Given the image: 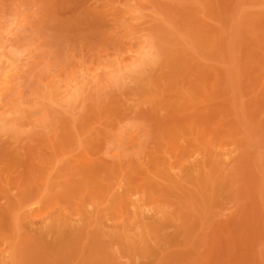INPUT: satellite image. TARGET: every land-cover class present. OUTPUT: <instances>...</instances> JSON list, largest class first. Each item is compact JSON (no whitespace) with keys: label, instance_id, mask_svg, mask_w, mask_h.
I'll return each mask as SVG.
<instances>
[{"label":"rangeland","instance_id":"374dc122","mask_svg":"<svg viewBox=\"0 0 264 264\" xmlns=\"http://www.w3.org/2000/svg\"><path fill=\"white\" fill-rule=\"evenodd\" d=\"M0 44V264H264V0H0Z\"/></svg>","mask_w":264,"mask_h":264},{"label":"bare ground","instance_id":"6f19581e","mask_svg":"<svg viewBox=\"0 0 264 264\" xmlns=\"http://www.w3.org/2000/svg\"><path fill=\"white\" fill-rule=\"evenodd\" d=\"M1 45H2V44H0V46H1ZM136 54H137V53H136ZM7 57H8V56H7ZM123 57H124V56H123ZM7 59H9V58H7ZM132 60H133V59H132ZM122 62H123V61H122ZM117 65H118V64H117ZM123 65H125V64L123 63ZM0 69H1V68H0ZM5 70H6V69H4V71H5ZM0 73H1V72H0ZM5 73L7 74L6 71H5ZM2 74H3V73H1V75H2ZM3 75H4V77H3V81H4V83H7V84H8L9 82H7V81H9V80H6V82H5V79H8L9 76H7V78H6V75H5V74H3ZM8 75H9V74H8ZM4 78H5V79H4ZM4 83H3V82L1 83L3 87H4V85H3ZM1 84H0V85H1ZM7 87H8V86H7ZM4 88H5V87H4ZM0 100H1V99H0Z\"/></svg>","mask_w":264,"mask_h":264}]
</instances>
